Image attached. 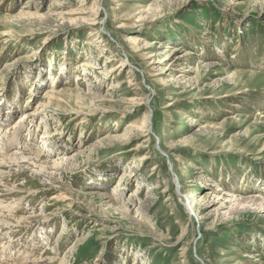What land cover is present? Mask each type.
<instances>
[{"label": "rangeland", "instance_id": "rangeland-1", "mask_svg": "<svg viewBox=\"0 0 264 264\" xmlns=\"http://www.w3.org/2000/svg\"><path fill=\"white\" fill-rule=\"evenodd\" d=\"M22 123L1 261L264 264V0H0V143Z\"/></svg>", "mask_w": 264, "mask_h": 264}, {"label": "bare ground", "instance_id": "bare-ground-1", "mask_svg": "<svg viewBox=\"0 0 264 264\" xmlns=\"http://www.w3.org/2000/svg\"><path fill=\"white\" fill-rule=\"evenodd\" d=\"M89 12V11H88ZM76 13H80V14H85V13H87V11H85V10H81L80 9V11H72V12H70L69 14H76ZM82 18H84V20L83 21H85V20H87V21H95L96 19L95 18H88V17H83L82 16ZM174 61V60H173ZM176 61H178V60H176ZM161 62H163V61H157V63H160L161 64ZM173 65V64H172ZM82 66H89L90 68H96V66L94 65V64H91V63H88V62H84L83 64H82ZM126 67V66H128L127 64H126V60H122V64L120 65V68L121 67ZM52 92V91H51ZM50 92V93H51ZM150 96H151V94L149 95L148 94V96H147V99H149L150 98ZM56 96H54V93L53 94H49L48 95V98H49V100L50 99H52V98H55ZM45 104V103H44ZM4 114H5V111H3V115H1V117L2 116H4ZM30 114V113H29ZM29 114H28V116L25 114L24 115V119L22 120V121H24V120H27L28 121V119L29 118H31V117H33V116H36V114H37V111H35V113H32V114H30V117H29ZM6 115V114H5ZM27 116V117H26ZM23 117V116H22ZM21 117V118H22ZM149 118V117H148ZM31 119H33V118H31ZM21 121V122H22ZM26 122V121H25ZM34 122V121H33ZM23 125H25L24 123H22V125H20L18 128H15V131L12 133V135L10 134V136L8 137V141L7 142H5L4 144H1L0 145V167H7V166H12L11 164H15V166H17V165H20V166H22V167H24V168H21L20 166V170H26V167L28 168V165H29V162H32V163H34L35 164V162H40V160H44L45 158H40L39 156V154H37V153H25V151L26 150H28V149H24V147L23 148H21V149H23V150H20L19 149V146H20V142H19V145L17 144L18 143V141H19V139H18V134H19V132H20V130H21V127L23 126ZM14 128V127H13ZM12 127L10 128L11 130L13 129ZM9 130V129H8ZM10 131V130H9ZM8 131H5V134L7 133ZM44 134H46V133H44ZM48 134H46V136H47ZM46 136H44V138L46 139ZM6 137V136H5ZM42 137H43V135H42ZM22 146V145H21ZM11 147H15L14 148V150H12L11 152H13V153H9V152H6L8 149L9 150H11ZM21 151V152H20ZM7 153H9V154H7ZM48 154H49V152H48ZM64 159H61V161H63ZM37 164V163H36ZM52 165L53 166H56L57 165V167H58V163L57 162H55V163H52ZM39 166L41 167V168H46L47 166H46V163H40L39 164ZM48 168V167H47ZM59 168V167H58ZM8 175V174H7ZM49 180V179H48ZM1 182V181H0ZM49 182V181H48ZM7 186V185H6ZM13 188V187H12ZM7 189V188H6ZM65 194V193H64ZM232 194V193H231ZM180 197H182V200L186 203L187 201V199H189V197L186 195V194H184V193H182L181 192V194H180ZM63 198H66V196H64ZM20 200V199H19ZM3 201V200H2ZM2 201H0V207H1V205L3 204V202ZM14 204V203H13ZM255 205H260L259 206V208H263V210H264V204L262 205V204H258V203H255ZM3 206V205H2ZM257 206V207H258ZM10 207V206H9ZM256 207V208H257ZM8 209V208H7ZM17 210V209H16ZM12 215V214H11ZM10 218L12 219V218H14L15 219V222H13V221H11L10 220ZM26 220H28V219H26V218H20L19 216H15V215H12L11 217L9 216H4V215H1L0 216V221L2 222H4V223H6V224H15V226H20V225H23V223H25V222H27ZM11 221V222H10ZM4 246V245H3ZM5 247V246H4ZM6 251V248H4L3 249V252H0V258L2 259V258H4L5 256H4V254L6 255V253H4ZM40 256V255H39ZM257 256V255H256ZM10 258H11V256H10ZM9 258V260H7V261H1V259H0V264H28L29 262H21V263H14V262H12L13 261V259H10ZM33 260V259H32ZM38 259L36 258L35 260H33L34 262L35 261H37ZM46 262V261H45Z\"/></svg>", "mask_w": 264, "mask_h": 264}]
</instances>
